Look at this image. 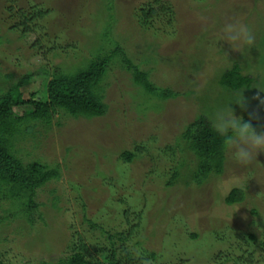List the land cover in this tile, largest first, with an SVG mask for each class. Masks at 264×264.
I'll return each instance as SVG.
<instances>
[{
  "label": "rangeland",
  "instance_id": "1",
  "mask_svg": "<svg viewBox=\"0 0 264 264\" xmlns=\"http://www.w3.org/2000/svg\"><path fill=\"white\" fill-rule=\"evenodd\" d=\"M30 1L47 13L27 19L25 28L31 29L24 31L14 25L25 0H0V96L22 82L24 97L34 93L44 99L53 73L76 71L116 46L149 71L156 88L176 95L148 96L115 58L100 82L107 106L103 115L73 118L56 109L48 124L24 122L12 141L13 153L24 163L56 167L59 175L36 190L32 223L8 213L10 201L0 198V260L54 263L82 237L92 258L106 264L103 255L111 245L106 232L122 231L128 238L115 236L113 241L119 257L129 252L133 264H210L218 251L239 255L248 232L256 236L254 257L259 261L264 100L257 92L246 97L244 108L215 80L233 61L254 72L250 47L255 49L258 41L255 30L262 25L264 30V0H162L168 9L153 26L135 18L134 7L144 0ZM168 13L172 22L163 25ZM204 106L214 107L226 126L257 115L260 129L232 136L220 175L200 184L180 180L168 186L177 164L184 175L193 165V155L181 154L175 144L183 128L207 112ZM29 109L13 108L16 116ZM123 151L135 153L130 162L120 157ZM234 186L246 196L227 206L224 197ZM193 232L195 239L190 238Z\"/></svg>",
  "mask_w": 264,
  "mask_h": 264
},
{
  "label": "trees",
  "instance_id": "2",
  "mask_svg": "<svg viewBox=\"0 0 264 264\" xmlns=\"http://www.w3.org/2000/svg\"><path fill=\"white\" fill-rule=\"evenodd\" d=\"M31 3L30 0H25L23 5H19L17 9L16 15L20 21L14 26H24V31L31 29L25 28L27 19H42L47 13L46 10L39 9V5L32 4L31 6ZM167 9L168 4L162 0H144L134 7V14L142 24L153 26L154 20L161 18V14ZM164 17L167 18V21L163 25L172 22L171 14L168 13ZM262 26L254 32L258 38L255 49L250 45L245 47V49L250 47L254 54L253 63L249 65L254 68V72L242 66L239 60L233 61L231 66L220 70L221 72L215 80L220 88L228 92L229 99L240 102L244 108L246 97H251L252 94L258 92L264 100V30L262 31ZM153 35L155 36V34ZM199 37L204 38V35L200 34ZM245 42L248 43L247 40ZM115 58L119 59L127 70H130L133 83L141 87L148 96L169 98L176 95L169 89L156 88L150 79L149 71L141 70L130 59L132 57L128 56L119 46L114 47L108 53H99L90 59L84 67L76 71L53 73L46 83L44 99L36 97L34 93L24 97L19 89L22 82L14 84L9 90L2 93L0 96V198L10 201V207L6 210L8 213L13 216L18 215L32 223L34 221L33 212L38 206L35 201L36 190L59 175L56 167H49L35 160L24 163L13 153L12 141L23 131H21L22 124L27 121H42L48 124L56 109L73 118H91L103 115L107 106L102 101L100 82L104 78L109 64ZM253 73L259 74L254 76ZM257 96L259 97V95ZM205 97L202 102L206 104L209 98ZM18 106H28L31 109L16 116L13 108ZM204 107L207 112L201 113L193 122L187 124L175 144L181 154L188 151L190 156L193 155L191 156L193 165L190 167L189 173L184 175L185 172L179 169L180 163L178 162L179 164L167 182L168 186L180 180L186 183L200 184L211 175H220L224 169L225 151L232 136L236 132L260 129V120L257 115L243 116L234 124L226 126L225 120L218 119V116L215 115L214 107ZM134 154L132 151H123L120 153V157L124 161L130 162ZM245 196L246 192L242 187L234 186L226 193L224 203L227 206H232L242 202ZM251 213L256 215L257 211L252 209ZM85 221L91 229L96 228L95 222H91L90 219H85ZM130 231L127 232L128 235L131 234ZM106 235L107 239L111 241L110 247H106L108 250L103 255V259L107 261L106 264H133L135 261L129 252H124L123 257H119L118 249L113 241L115 236L120 241H125L128 237L122 231L106 232ZM197 236L196 232L190 233L191 239H195ZM246 237L247 239L245 238L244 241L247 248L243 244H241L242 247L239 245V255H235L233 251L226 253L218 251L211 257L210 264L264 263V240L258 244L262 248L258 261L254 257L256 236L252 232H248ZM247 240L251 243H248ZM89 250L88 244L80 237L72 243L70 252L64 258H60L54 263L41 261L38 264H101V261L92 258ZM155 257L156 253L149 252V258L154 259ZM0 264L7 263L0 260Z\"/></svg>",
  "mask_w": 264,
  "mask_h": 264
}]
</instances>
